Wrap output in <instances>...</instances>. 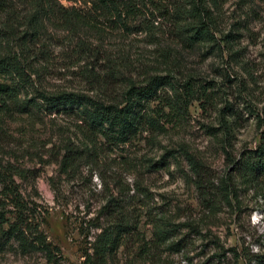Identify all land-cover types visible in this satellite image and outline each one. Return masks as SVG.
<instances>
[{
	"label": "rangeland",
	"instance_id": "374dc122",
	"mask_svg": "<svg viewBox=\"0 0 264 264\" xmlns=\"http://www.w3.org/2000/svg\"><path fill=\"white\" fill-rule=\"evenodd\" d=\"M74 1L61 0L81 4ZM202 3L212 20V48L172 41L156 12L155 37L105 27L101 33L79 28L73 38V31L48 25L52 38L42 39L46 71L36 77L48 90L89 87L81 73L85 61L75 53L80 36L84 45L99 46L101 65L107 57V64L134 80L166 71L191 74L206 98L193 99L164 132L143 131L117 146L96 141L95 148L77 117L16 111L0 116V169L8 162L24 169L25 176L15 179L28 201L29 221L59 248L53 250L55 263L41 250L24 251L1 223L0 264H87L93 223L103 221L101 206L109 198L121 205L120 218L130 228L106 264H264V177L254 183L237 178L225 156L227 151L237 158L253 148L262 130L257 117L264 106V0ZM66 148L74 155L68 167L60 163ZM184 151L201 163L208 202L193 183ZM220 185H226L228 202ZM159 227L170 229L168 238L158 240Z\"/></svg>",
	"mask_w": 264,
	"mask_h": 264
},
{
	"label": "trees",
	"instance_id": "16d2710c",
	"mask_svg": "<svg viewBox=\"0 0 264 264\" xmlns=\"http://www.w3.org/2000/svg\"><path fill=\"white\" fill-rule=\"evenodd\" d=\"M77 1L81 4L66 6L61 0H0V116L16 111L29 115L60 112L77 117L80 124L85 125L89 141L95 148L96 141L103 140L117 146L143 131L164 132L193 99L198 95L206 98L203 87L195 85L191 74L174 77L166 71L134 80L107 64V57L101 65L104 56L99 46L89 42L84 45L80 36L76 38L78 51L75 53L79 54L77 61H85L81 73L89 87L81 91H51L42 87L43 81L37 76L46 71L41 67L48 57L42 39L43 36L52 38L45 32L48 25L73 31V38L79 33V28L101 33L105 27L109 30L143 32L148 37H155L154 16L158 14L164 18V32L172 41L187 48L199 44L212 48L216 44L212 20L202 0L74 2ZM228 37V34L223 35L224 42L231 41ZM27 94L31 96L22 97ZM257 124L262 130L253 148L243 149L237 158L225 152L231 172L248 183L264 177V106L257 117ZM64 150L60 163L68 167L74 155L70 148ZM184 154L195 177V187L205 202L210 201L209 189L204 186L200 172L201 163L193 160L186 151ZM16 176L24 177V169L9 162L1 165L0 224H7V229L2 231L15 238L22 250H41L49 261L55 263L53 250L59 251V248L51 247L44 232L29 221L28 201L20 194ZM219 189L228 202L226 185H220ZM121 209V205L112 198L101 206L100 217L105 222L93 223L95 232L90 245L91 253H87V264H106V257L118 246L121 234L130 228L127 221L120 218ZM169 231L157 228L158 240L168 238Z\"/></svg>",
	"mask_w": 264,
	"mask_h": 264
}]
</instances>
